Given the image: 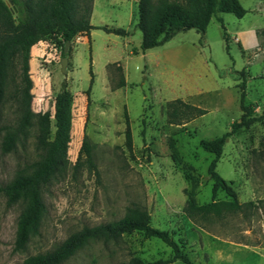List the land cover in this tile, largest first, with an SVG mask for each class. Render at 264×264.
Returning <instances> with one entry per match:
<instances>
[{
  "label": "rangeland",
  "instance_id": "obj_1",
  "mask_svg": "<svg viewBox=\"0 0 264 264\" xmlns=\"http://www.w3.org/2000/svg\"><path fill=\"white\" fill-rule=\"evenodd\" d=\"M259 1L243 0V6H256ZM220 15L224 18L227 42L223 39ZM90 18L93 28L89 34L78 33L65 54L62 42L55 36L34 44L30 65L34 84L31 107L36 112L53 113L54 96L66 81L75 93L69 159L75 162L86 133L95 168L84 164L76 173L69 172L48 185L43 192L47 206L44 220L39 234L30 239L24 253L13 248L21 205L6 207L0 192V264H21L26 256L52 249L84 225L121 219L126 208L133 204L145 207L151 214V225L168 231L193 264H264L263 122L241 127L230 135L216 165L219 175L237 191L238 200H251L253 206L222 217L213 215L207 220H195L183 211L191 191L197 204L212 198L214 182L207 167L214 153L202 149L199 142L222 135L234 121L240 120L242 89L246 91V102L255 105L254 113H264V10L259 13L253 9L244 17L243 27L254 18L261 27L249 40L244 36L240 42L232 39L240 18L222 12L214 14L204 34L194 29L175 33L165 42L170 60L167 79L159 80L161 67L155 69L153 61L148 62L142 55L128 60L130 83L116 91L121 71L116 63L110 64L107 71L114 87L110 94L105 92L106 85L102 82L104 63L109 57L125 55L124 38L99 27L122 26L128 31L130 47L141 44L137 0H93ZM191 39L197 42L206 63L198 60L185 63L187 67L182 68L183 60H187L185 44ZM156 51L166 58L162 49ZM63 57H67L66 74L61 70ZM91 85V100L81 104L80 92L86 97L85 91ZM194 91L197 92L184 98ZM182 93V99L203 108L205 113L188 111L182 123L170 124L165 103ZM15 106L12 100L6 104V117L13 118ZM124 109L131 122V150L125 145ZM1 137L2 132L0 142ZM16 149L6 155L0 150V187L11 180L17 168L35 159L33 135L18 143ZM215 199L230 197L220 189ZM173 254V249L160 239L134 231L108 241H90L63 264H126L132 256L155 260ZM168 264L185 263L176 259Z\"/></svg>",
  "mask_w": 264,
  "mask_h": 264
},
{
  "label": "trees",
  "instance_id": "obj_2",
  "mask_svg": "<svg viewBox=\"0 0 264 264\" xmlns=\"http://www.w3.org/2000/svg\"><path fill=\"white\" fill-rule=\"evenodd\" d=\"M93 0H0V132H2L0 150L3 154H11L20 142H25L33 135L34 147L37 151L35 159L24 163L16 169L8 183L0 187L5 197L6 207L20 204L21 208L16 221L13 248L24 253L30 239L39 234L47 206L43 192L53 180L65 177L69 172L86 164L95 168L93 150L86 133L83 134L79 154L74 163L69 159V143L73 123V95L63 81L61 89L54 96L53 113L50 110L36 112L32 109L33 80L30 76L32 54L31 47L39 41L55 36L64 45L69 43L78 33L89 34ZM13 6L15 10H13ZM247 9L240 0H137L138 28L142 32L141 49L159 46L169 41L175 33L194 29L204 34L211 17L218 12L230 13L240 18ZM223 26V39L228 40L222 17L218 16ZM105 32L127 35L122 26L102 25ZM35 45L33 46V48ZM226 49L228 46L226 45ZM120 71L121 67L118 65ZM90 71V84L93 72ZM123 86L122 73L118 86ZM92 85L85 91L90 101ZM245 89L239 95V106L242 113L230 129L222 135L201 139L202 149L214 153L207 171L212 178V198L207 203L197 204L193 197L186 201L183 211L195 220H207L213 215L240 212L244 207L253 206V202L238 200L237 191L232 184L222 178L216 170L217 161L223 155V146L227 138L241 127H248L257 122L264 123V113L256 115L254 104L245 100ZM13 101L15 115L6 117V104ZM188 111L203 115L205 110L196 107L182 98L165 103V113L170 124L183 122ZM51 114L54 116L52 119ZM126 127L124 131L125 145L132 149L130 118L126 109ZM189 119V118H187ZM52 125L54 129L52 130ZM264 143V131L261 137ZM224 190L230 197L228 200L215 199L218 190ZM121 219L100 223L94 226L84 225L71 233L52 249L26 256L21 264H63L85 244L94 240L115 239L123 234L142 231L146 236L160 239L173 249V256L167 259H144L132 256L126 264H168L176 259L185 264H193L183 247L173 239L166 230L151 225V214L143 207L133 204L126 208Z\"/></svg>",
  "mask_w": 264,
  "mask_h": 264
},
{
  "label": "crops",
  "instance_id": "obj_3",
  "mask_svg": "<svg viewBox=\"0 0 264 264\" xmlns=\"http://www.w3.org/2000/svg\"><path fill=\"white\" fill-rule=\"evenodd\" d=\"M240 1L244 5L243 0H240ZM245 8L247 9V11H246V13L242 17H240V19H239L240 22L239 23L236 22V25H237L238 28H235L234 33H233L234 35L232 37V39L233 38H237L238 42H240L243 39L242 36H244V38L246 40H249V37L252 36V35L254 36L255 35V31L257 29L261 28L260 27V24L258 23V21L255 18L254 19H251V21H249L247 23V27L246 26L243 27V19H245L244 17H246V15L248 13H251L253 11V9H255V11H258L259 13H261V11L264 10L263 0H260L259 1V5H258V3H256V6L253 5V4H251L249 8H247V7H245ZM213 16L214 15H212V17ZM220 16L222 17V15H220ZM255 16H257V15H255ZM91 24H92V22H91ZM123 38L124 39H123L122 43H123V51L125 52V55L124 56L123 55H118L117 57H109V58H107L105 60V63H104L105 68H106V72H104V75L102 77L103 78V81L102 82H103V84L106 85V87H105L106 88V91L105 92L107 94H110L111 92L114 91L113 84H111V79H110V76H109V71H107L108 66L110 64L116 63L117 65H120V67H121V73H122V77H123V80H124V84L125 85H123V86L121 85V86L116 87L115 90L117 91V88L127 87L129 85V83H130V80H129V77H128V72H127V63H128V60L131 59V58H140L142 55H145L147 57V61L148 62L153 61L151 63L154 64L153 67H155V69H156V67H161L162 70L159 71V80H160V78L162 79V77H164V79H167V77H166V73H167L166 72L167 71V60L169 59L168 58V51H167V47H166L167 46V43H164V44L159 45V46H156L155 45V46H152V47H148V48H146V49L143 50V49H141V44H138V45L136 44V45H133V46L130 47V45H131L132 42H130L128 40V37H126V35H124ZM255 38L258 40V38L256 36H255ZM141 39H142V32H141V36H140V40ZM194 40L195 39H191V40H189V43L187 45L185 44V46L187 47V52H185V55H186L187 60H183V62H182V68H186L187 67V65H186L187 63L188 64H191V62L196 63L198 60L201 61L202 64H205L206 63V61H205L206 59H203V58H205V57H203V52L199 49V47L197 46V42H195ZM258 41H257V43H258ZM246 43H247V41H246ZM33 46L31 47V50H30V52L32 54V57L30 58V62H31L32 58L34 57V53L32 51L33 50ZM158 49L159 50L162 49L166 53V58H164L165 56L162 54V52L156 51ZM121 60H122V62H121ZM168 61H170V60H168ZM161 64H163V68H162ZM136 67H139L138 64L136 65ZM153 75L155 77H157L155 75V71L153 72ZM197 91L189 92V94L187 93L185 96L182 93L180 96H174V98L172 100H174L177 97L183 98V96H184V98H186V96H188V97L189 96H192V94L196 93ZM71 92H72V94L74 96L75 93L73 91H71ZM80 93H81V95L79 97L81 99L80 101H82L81 104H84V102H85V104H88V98H87V96L85 97L83 95L82 91ZM90 97L92 98V91H91ZM185 100H187V99H185Z\"/></svg>",
  "mask_w": 264,
  "mask_h": 264
},
{
  "label": "water",
  "instance_id": "obj_4",
  "mask_svg": "<svg viewBox=\"0 0 264 264\" xmlns=\"http://www.w3.org/2000/svg\"><path fill=\"white\" fill-rule=\"evenodd\" d=\"M13 10H15V7L14 6H13ZM68 44H69V42L67 41L65 43V45H64V51H66V49L68 47ZM60 64H61V70H62V72L66 74L67 73V71H66L67 57L61 58Z\"/></svg>",
  "mask_w": 264,
  "mask_h": 264
}]
</instances>
